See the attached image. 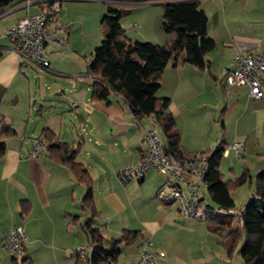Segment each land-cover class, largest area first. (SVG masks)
Instances as JSON below:
<instances>
[{"label":"crops","instance_id":"1","mask_svg":"<svg viewBox=\"0 0 264 264\" xmlns=\"http://www.w3.org/2000/svg\"><path fill=\"white\" fill-rule=\"evenodd\" d=\"M17 1L25 3L0 16L2 31L40 11L41 0ZM81 1H94L99 8L79 18L62 4L57 23L64 28L70 48L46 45L49 69L22 66L12 42L0 37V131L15 132L6 139V153L0 158V251L5 252L3 240L11 228L22 227L27 238L23 254L33 264H79L76 249L88 247L84 224L91 219L89 228L103 240L117 239L124 231L139 233L136 241L122 248L117 264H136L145 244L157 256L156 264H234L222 238L208 230L204 220L183 218L176 205L163 206L158 198L166 181L163 176L152 171L127 185L118 180L117 171L141 161L151 122L139 121L120 94H112L110 104L92 101V81L85 74L102 41L100 23L106 13L102 3L106 2ZM152 5L158 4L129 9L122 17L127 21L121 24L132 41L164 46L163 19L150 20ZM200 7L208 16V34L216 48L204 70L185 64L183 57L170 62L157 96L170 100L169 112L185 154L210 153L241 140L244 154L258 155L257 149L264 154V138L252 137L256 129L259 135L263 131L264 99L250 98L247 87L225 84L226 73L233 68L234 39L259 43L257 52L264 55V38L253 30L264 25V1L200 0ZM34 87L47 106L37 107ZM44 130L77 152L76 162L91 179V208L83 205L86 184L51 156L50 147L38 158L29 157L34 139L44 138ZM233 155L230 150L220 161L223 175V160ZM0 264H12V257L0 253Z\"/></svg>","mask_w":264,"mask_h":264},{"label":"trees","instance_id":"2","mask_svg":"<svg viewBox=\"0 0 264 264\" xmlns=\"http://www.w3.org/2000/svg\"><path fill=\"white\" fill-rule=\"evenodd\" d=\"M57 1L41 0L37 3L40 6L38 13L51 11ZM104 1L106 13L100 23L102 41L93 51L85 74L92 81V101L110 104V96L114 93L120 94L139 121L149 119L150 127L155 126L158 129L167 153L177 159H185L192 153L185 154L181 149V135L174 116L169 112L170 100L158 97L157 93L162 87L164 71L170 62H176L179 57H183L185 64L204 70L207 57L216 48L215 41L208 34V16L201 9L200 0ZM24 3L25 1L0 0V16ZM128 4L163 6L162 31L166 37L164 46L150 42H134L127 36L121 20L130 11L122 8ZM2 48L0 47V56ZM43 133L44 138L40 139L51 144L48 145L51 156L70 167L76 179L86 184L87 194L83 205L85 208H91V179L87 170L76 162L77 152L68 144L55 140L50 131L44 130ZM14 134L15 132L9 129L0 131V158L6 153V139ZM225 148L209 153L205 195L210 203L204 221L208 230L222 238L228 256H234L241 246L238 254L244 264H264V171L256 178L254 199L237 212L232 192L235 188L251 182L252 178L248 172H244L235 180H224V175L219 171V164ZM21 208L25 212L26 203H22ZM215 209L235 211L237 214L223 215L215 212ZM91 223L92 220L88 219L84 224L89 240L87 248H92L90 253L88 251L84 264H117L122 248L139 238L138 232L124 231L117 239L103 240L96 230L89 228ZM77 258L79 264H82L79 255ZM12 264L33 262L23 254L20 259L12 257Z\"/></svg>","mask_w":264,"mask_h":264},{"label":"built area","instance_id":"3","mask_svg":"<svg viewBox=\"0 0 264 264\" xmlns=\"http://www.w3.org/2000/svg\"><path fill=\"white\" fill-rule=\"evenodd\" d=\"M62 0H58L51 11L27 15L7 30L0 28V37L9 39L16 46L22 66L32 65L47 68L50 65L46 45L54 44L60 48H70L65 31L57 23L62 11ZM30 6V3L26 5ZM136 27V25H134ZM233 68L226 73L227 87H247L253 100L264 99V55L257 52L260 44L255 41L234 39ZM145 149L141 161L116 172L118 180L127 185L144 179L149 172H157L166 181L158 191V198L165 208L176 205L180 215L186 219L204 220L208 203L205 191V176L209 169V153L196 152L183 160L168 154L160 133L155 126L145 130ZM48 148L47 142L34 139L29 153L30 158H38ZM245 143L236 141L227 146L223 157L233 150L242 160ZM219 214H237L235 211L215 209ZM241 220V216H239ZM241 222V221H240ZM27 238L22 227H13L3 240V250L15 259L23 255ZM145 244L136 264H156L157 256L147 250ZM82 264L88 257L87 246L76 249Z\"/></svg>","mask_w":264,"mask_h":264},{"label":"rangeland","instance_id":"4","mask_svg":"<svg viewBox=\"0 0 264 264\" xmlns=\"http://www.w3.org/2000/svg\"><path fill=\"white\" fill-rule=\"evenodd\" d=\"M62 4L64 6L63 8H65V9H66V6L71 7L70 8L71 14L75 15V17H79V18H87L88 16L91 15V13L93 11L98 10V8H99V5L97 3H95L94 1H81V0L68 1V0H65ZM102 5H104L106 8L105 4L102 3ZM244 5H245V3H244ZM141 6H143V5L134 6V5L128 4L122 8H123V10L124 9L127 10V9H132L134 7H141ZM205 6L209 7L207 5V3H205ZM148 8H150V10H152V12H153V13H151L152 18L150 20H155L157 17V20L159 21V23L162 22V19L164 16L163 6L161 4H158V5H152L151 7H148ZM245 12H247V11L245 10ZM253 16H255L257 18V15H253ZM75 20H77V19L75 18ZM123 21L126 22L127 19L125 18L124 20H122V24H123ZM241 27H243V26H241ZM253 30H257V31L259 30L258 35H260L262 38H264V25H262V24L258 25V27L253 28ZM250 41H253V40H250ZM34 88H37V87H34ZM33 92H34V90H33ZM40 94H41V91L37 88V90L34 94L36 96V98L34 100H36L38 103L37 107H39V106L45 107V106H47V104L41 103V101L39 99ZM48 98H50L51 100L52 99L55 100L56 98H59V96H55V97L48 96ZM54 106L63 109L62 104H60V106L55 104ZM68 110H69V108H68ZM68 110H66V111H68ZM74 122H76V121H74ZM263 125H264V123H263ZM263 125L261 124L260 126L262 127ZM257 130H259V129H256L255 134L252 133V137L254 136V138H255L256 136H258V137L264 138V126H263L262 134L259 135L257 133ZM241 142H244V140L243 141L241 140ZM244 151H245V149H244ZM258 151L259 150L257 149V153L259 156L256 154H253L251 152L249 154V156L243 153V159L242 160L238 159L235 155H233V157H231L229 159V161H227L226 159L223 160V163H222L223 166L221 167V170L223 171V173L225 175L224 176L225 181L235 180V178L239 177L244 172H249L251 177H252L251 182H247L245 185L238 187V188H235L232 192V197H233V200L235 201L237 212H239L241 209H243L245 207V205H247L251 200L254 199L255 188H256V178L260 173H262L264 171V154H263L262 150H260L261 154ZM225 157H227V156H225ZM206 199H207V197H206ZM206 201H207V203H209L208 199ZM0 253L5 255V257H7L11 260L12 256L10 254H8L7 252L5 253L3 251H0ZM233 263L234 264H244L243 260L239 256L238 252L233 256Z\"/></svg>","mask_w":264,"mask_h":264},{"label":"water","instance_id":"5","mask_svg":"<svg viewBox=\"0 0 264 264\" xmlns=\"http://www.w3.org/2000/svg\"><path fill=\"white\" fill-rule=\"evenodd\" d=\"M132 112H134L133 110H131Z\"/></svg>","mask_w":264,"mask_h":264},{"label":"bare ground","instance_id":"6","mask_svg":"<svg viewBox=\"0 0 264 264\" xmlns=\"http://www.w3.org/2000/svg\"><path fill=\"white\" fill-rule=\"evenodd\" d=\"M210 203V202H209Z\"/></svg>","mask_w":264,"mask_h":264}]
</instances>
